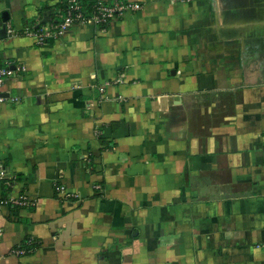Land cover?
<instances>
[{
  "label": "crops",
  "instance_id": "obj_1",
  "mask_svg": "<svg viewBox=\"0 0 264 264\" xmlns=\"http://www.w3.org/2000/svg\"><path fill=\"white\" fill-rule=\"evenodd\" d=\"M66 1L0 0V64L27 66L0 161L36 200L0 206V264H264V0H129L106 28L19 33Z\"/></svg>",
  "mask_w": 264,
  "mask_h": 264
},
{
  "label": "built area",
  "instance_id": "obj_2",
  "mask_svg": "<svg viewBox=\"0 0 264 264\" xmlns=\"http://www.w3.org/2000/svg\"><path fill=\"white\" fill-rule=\"evenodd\" d=\"M142 4L129 0H67L64 8L57 10L54 17L49 22L41 23L37 27L24 29L20 34L33 40L38 46H45L50 41L60 38L73 25L78 23H90L102 28H106L110 22L124 15L126 12L140 10ZM8 31L12 34L17 32L10 28ZM19 33L17 35H19ZM27 71V66L22 62L6 60L0 64V102L7 99L4 94V85L8 79ZM13 101H18L17 96L11 97ZM15 174L8 172L7 166L0 161V206H31L36 204V200L31 196L16 192ZM56 191L71 196L72 193H66V185L63 183L56 185ZM2 234V229H0ZM24 253L25 250H18Z\"/></svg>",
  "mask_w": 264,
  "mask_h": 264
}]
</instances>
